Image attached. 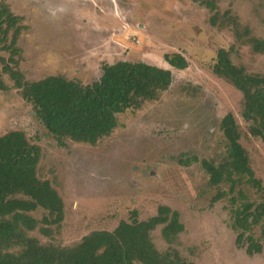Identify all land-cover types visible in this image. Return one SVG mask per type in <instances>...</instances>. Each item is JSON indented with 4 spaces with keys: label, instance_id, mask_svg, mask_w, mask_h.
Masks as SVG:
<instances>
[{
    "label": "rangeland",
    "instance_id": "1",
    "mask_svg": "<svg viewBox=\"0 0 264 264\" xmlns=\"http://www.w3.org/2000/svg\"><path fill=\"white\" fill-rule=\"evenodd\" d=\"M27 23L13 56L0 44V70L18 64L28 80L63 74L84 84L99 79L104 64L145 62L171 71L170 89L141 110L117 116L118 127L96 146L67 142L59 147L35 119L31 106L11 90L0 93V137L23 132L41 150L39 179L47 180L63 201V221L42 244L72 247L93 231H113L128 222L155 215L159 206L178 212L184 231L173 244L151 234L160 253H178L187 264H264L260 254L247 255L236 245L230 200L238 192L252 202L261 193L238 181L209 185L202 161L213 165L227 157L221 131L230 115L237 143L264 193V138L251 135L243 118L244 100L230 84L212 73L219 49L235 48V64L264 76V53L237 44L231 28L209 24L213 12L191 0H2ZM221 16L229 12L253 38L264 41V0H212ZM181 54L185 70L171 68L166 54ZM223 198L213 202L216 195ZM46 212L31 214L41 220Z\"/></svg>",
    "mask_w": 264,
    "mask_h": 264
},
{
    "label": "trees",
    "instance_id": "2",
    "mask_svg": "<svg viewBox=\"0 0 264 264\" xmlns=\"http://www.w3.org/2000/svg\"><path fill=\"white\" fill-rule=\"evenodd\" d=\"M211 12L209 24L231 28L237 44L249 45L255 53H264V41L251 37L247 27L227 11L221 16L212 0H191ZM27 23L11 6L0 0V44L13 56L19 54L16 44L28 30ZM235 48L219 49L212 73L230 84L244 100L243 118L253 124L251 135L264 138V76L247 73L235 64ZM165 62L176 70L188 68L187 60L178 53L164 55ZM4 64L0 70V93L11 90L4 79L8 75L19 97L31 106L35 119L59 147L69 141L96 146L109 138L118 127L117 116L128 110L139 111L157 101L172 84L170 70L145 62L119 61L104 64L98 80L84 84L63 74L28 80L18 64ZM232 116L221 123L227 142V157L217 165L202 161L209 185H230L238 181L262 194L258 202L249 201L242 192L230 200L231 228L236 232V245L245 246L249 256L264 248V193L247 164L237 143ZM41 159L38 146L29 143L23 132L12 131L0 137V264H187L178 253L163 254L155 247L151 234L161 228V237L173 244L184 231L179 214L168 206H159L155 215L139 220L133 211L128 222L121 221L113 231H93L72 247L60 248L42 244L30 234L38 230L50 237L63 221L64 204L47 180L39 179ZM223 198L216 195L213 202ZM43 210L41 220L31 216Z\"/></svg>",
    "mask_w": 264,
    "mask_h": 264
}]
</instances>
